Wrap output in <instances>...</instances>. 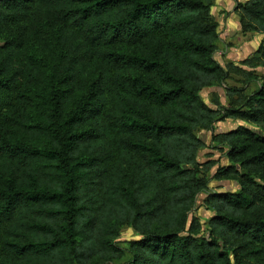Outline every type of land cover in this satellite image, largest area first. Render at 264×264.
<instances>
[{
  "label": "trees",
  "instance_id": "16d2710c",
  "mask_svg": "<svg viewBox=\"0 0 264 264\" xmlns=\"http://www.w3.org/2000/svg\"><path fill=\"white\" fill-rule=\"evenodd\" d=\"M214 2L0 0V264H264V75L214 59ZM236 8L264 65V0ZM236 71L256 88L208 106Z\"/></svg>",
  "mask_w": 264,
  "mask_h": 264
},
{
  "label": "rangeland",
  "instance_id": "374dc122",
  "mask_svg": "<svg viewBox=\"0 0 264 264\" xmlns=\"http://www.w3.org/2000/svg\"><path fill=\"white\" fill-rule=\"evenodd\" d=\"M244 1V0H243ZM239 0H215L211 12L218 22L219 40L217 42V50L214 53V59L221 65L226 66L228 63L237 64L239 67L253 73L254 80L260 81V77L264 75V65L251 64L249 62L242 63V60L252 56L254 51L259 45L261 40V33L259 31H243L237 14V4L242 3ZM246 1V0H245ZM236 14L234 22L227 20V17L232 10ZM256 81L250 80L247 74L243 72H233L230 76L221 84H215L206 88H203L200 92L201 99L211 107H215L216 99L224 105H233L234 101L238 98V92L227 93V88L242 89L241 93H249L256 88L258 84ZM238 125H247L243 119L240 118H226L215 123L213 130L201 129L196 131V134L202 139L203 145L198 152V161L204 162L206 160H212L214 166L210 169L209 177L212 176L218 165H224L227 163V159L224 155V151L216 149L213 146L212 134L215 132H223L229 129H233ZM211 188L217 190H235L237 185L234 181L229 180H216L212 179L209 183ZM204 194H199L196 197L191 215L198 217L201 223L205 224L210 211L206 210L202 204ZM136 238L134 231L125 226L122 228L121 236L119 237V245L126 246V242L130 239Z\"/></svg>",
  "mask_w": 264,
  "mask_h": 264
},
{
  "label": "crops",
  "instance_id": "0c3cea01",
  "mask_svg": "<svg viewBox=\"0 0 264 264\" xmlns=\"http://www.w3.org/2000/svg\"><path fill=\"white\" fill-rule=\"evenodd\" d=\"M239 1H243V0H239ZM245 1V0H244ZM243 1V2H244ZM233 8H236V6L235 7H233ZM233 8H231L232 10H230V13H229V15H228V17H227V20L228 21H230V22H234L233 20H234V17L236 18V14H235V12L233 11Z\"/></svg>",
  "mask_w": 264,
  "mask_h": 264
}]
</instances>
